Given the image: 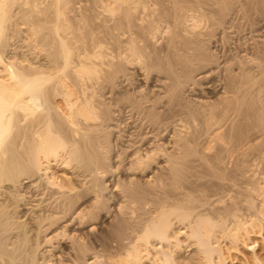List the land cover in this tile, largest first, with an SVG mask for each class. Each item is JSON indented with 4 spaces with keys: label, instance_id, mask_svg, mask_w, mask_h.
Wrapping results in <instances>:
<instances>
[{
    "label": "bare ground",
    "instance_id": "6f19581e",
    "mask_svg": "<svg viewBox=\"0 0 264 264\" xmlns=\"http://www.w3.org/2000/svg\"><path fill=\"white\" fill-rule=\"evenodd\" d=\"M4 1L5 3H7V5L9 4V6H7L8 8L6 7V5H4ZM6 1L7 0H0V264H50V261H53L51 264H144L142 260L148 262L150 261L151 264H177L176 260L178 259V255H180V252L182 251L181 243L180 241H177L178 243L174 244V247H172L173 244L171 245V241L169 240V232H171V229H173L171 226H173L174 224L168 221L172 218L169 219L170 216L167 217L166 215L167 212L170 211V209L171 211L174 209L182 210L184 208L183 204L186 200L184 201L183 197L180 198V200L183 198L180 201V203H183L182 207H174L175 204L174 206L171 204L172 202L174 203V200L170 199L171 197L173 198V196H170V198H168V195H172L174 193L168 194V192L170 193V185L173 184V182L171 184L169 182L170 185L167 184L165 180V184L162 182L164 178L162 176L161 179V173L163 174L164 170L162 171V169H159L160 162L158 163L159 170H155L153 167V164L155 162H152V160L157 158L160 154V157L163 159V165L161 164L160 166H162L163 169L166 168L170 171L168 174L169 176L165 178L166 181L169 179L181 181V179H184L185 177L191 180L195 178L196 175H202L201 172L198 173L195 170L193 171V169L195 168L194 166H200L203 164L206 159L205 155L199 150L196 151L198 147H196V150H194V148L190 146V143H194L203 135L208 134L210 128L218 125L220 121L223 120L224 117H226L227 109H225L226 112L225 110H223L225 104L224 100H222L225 99L223 98L225 96H221L228 93V91H233V89L235 88V79L232 76L231 72L223 71V67L219 63H217L216 59L211 58V56H208V53H205V51L207 50L203 48V44L202 41H200L199 34L186 36V33L184 35L181 33V31H179L180 29L178 28V21H180L179 16L181 17V14L176 17L178 13L176 15L174 14L175 16L174 18H172V20L170 19V15L173 16V14L171 13H169L170 15L165 14V16L161 17L159 16L160 13L156 15L161 19H166V23H168V20L170 19L171 21L169 23L171 25L170 27L172 28V30L169 31V33L172 31L170 36H167L168 39L165 46L160 50L150 48L148 42L149 40L145 38L143 40L145 44H142L144 46H142L141 48L139 47L140 45H136V41H133L134 43L132 46L135 45L136 47H129L132 55L130 56V54L128 53L127 55H129L130 59L126 60L125 58H128V56L124 58V56L119 55L120 53L118 52V55L114 56L112 60H109V53L107 52L108 57L105 58H108V62H106L103 58L104 61L103 59L102 61L106 63L101 62L102 64L99 65L97 62H92V56H97L96 59H98V56L101 55V52H98V55L94 54V52L93 54L91 53V55L89 52H87L88 55L83 53V55L77 54L78 58L74 59L72 58L76 56L73 55L74 52H70L71 48L69 51L66 43L59 38L58 40L60 41L62 49L65 51L64 53H62V56L59 57V55H49L50 60L45 64L36 62V57L35 59H31V57H27V54V56H20V54L18 53L20 52L19 50L22 49L21 51L24 52L25 50L21 45L20 46L22 48H20V46L17 47L16 43L14 44L13 42H11V39L15 38H13L12 35H14L13 31L16 29L12 28V26L14 27L15 25H17V20L15 19L16 15L13 16V14V19H15L16 21H11L10 15V18L9 16L7 17V15L9 14H7V9L8 12L10 11V9L12 10L13 8H10V6L14 7L13 2L16 3V1ZM9 1H11L13 5H10L11 2ZM58 1L60 4L62 0H57L56 3H58ZM50 2L53 5L55 1L52 2L50 0ZM62 2L65 3V0ZM130 5L128 6V8L132 7ZM136 7L137 6H135L132 10H136ZM104 10L106 11V9ZM39 11L42 12L41 9ZM59 12L57 13H59L58 15L61 16L62 11L60 10ZM106 12L108 13V11ZM41 14L42 13H40V15ZM127 14L129 15L130 12ZM128 18L129 16L127 17V19ZM175 18H177L178 21H176ZM136 21H138V19ZM13 22L16 23L14 24ZM117 22L119 26L121 25V30V27L123 26L122 24L125 21L119 19V21ZM55 25L56 24H54V26ZM132 27L135 31H137L136 33L139 34V30L141 27L139 28L136 23H132ZM52 29L54 30V27H52ZM109 29L111 28L109 27ZM129 30L131 29L129 28ZM55 31L56 29L54 30V32ZM105 33H107V31H105ZM16 35L17 33H15V36ZM45 39L46 37L44 38V40ZM58 40L55 41L54 38L55 42L53 43H59ZM94 43L97 44V42ZM67 44L70 45L69 42ZM101 44L102 42H100V45ZM117 45L119 46L121 44L118 43ZM84 46L87 47L86 45ZM118 46L116 49H119L121 47ZM102 47L103 46H101V49H103ZM114 47L112 46L113 49ZM125 47H127V45ZM90 49L88 50L92 51ZM85 50L88 51L86 48H84V53H86ZM27 51L29 50H26V52ZM118 51H120V49ZM130 51L128 52L130 53ZM89 55L92 58H90ZM37 58H39V56H37ZM123 58L126 61L131 62V64L133 63L134 66H131L130 63V65L128 66V63H125ZM213 59L215 61H213ZM135 62L137 66L136 64H134ZM58 68L62 69L61 71L64 73L65 71L67 72L65 73L67 77L65 76V74L63 75L65 76V78H67H64L65 82L66 80H68L67 82L71 83V89H73V86L78 88L79 99H77L79 102L76 99L77 102L75 101V103L73 102L74 104H71L70 98L73 97V91L71 92L66 88L67 82L63 83L62 81H59V77L56 78L53 76L56 75L55 71H60ZM135 68H137V70ZM52 71L55 74H53ZM132 72H137L140 77L135 73L134 76H138V80L140 81L143 80L146 75H150L149 77H151L153 80V85L151 88H149L150 96H143L142 94L139 95L140 90H135V88L131 91V94H128V92L126 91V93L123 92L125 89L127 90V88L129 90L132 86L131 85L130 87H127L129 86V82H132L129 81L130 78H128ZM57 79L59 80L56 81ZM146 80L149 81V78ZM199 81L206 82H202L203 84H200ZM201 85H203V87L208 90L206 93L200 92L201 89L199 90V86L201 87ZM61 87L63 88L62 90ZM215 87H220L225 92L221 90L222 95L216 96L217 98L214 99L212 103L208 95L213 94L212 89ZM61 91L64 92L62 93ZM54 92L57 93L54 95L56 99L55 97L51 98ZM144 93L146 92L144 91ZM237 94L238 93L236 92V96ZM77 95L76 97H78ZM97 95H99L101 99L103 98V101L98 99ZM124 96L125 98H127L126 102H123L122 98ZM51 99L55 101L53 102ZM59 99L60 101L64 102L67 107L69 106V110L71 112H69L70 116L67 115L68 117H63V115H59ZM113 99H117V102L118 100L122 99V103L120 104L121 101H119L118 104H112L111 106H108V101H113ZM227 99L228 97H226L225 100ZM228 101H226V103H229ZM111 103L112 102H110V104ZM222 104L224 105L222 106ZM222 110L225 113H221ZM222 114H224V117ZM186 117H190V119L194 118L197 124L200 125V127L192 129L184 127L186 131H184L185 129L181 131V133H184L181 134L184 137L177 136L178 139H175V141L172 139L173 141L167 143V148L164 146V143H162V145L157 143L159 141H157V137L160 135L161 131H172V134H175L176 130L178 129L175 127H179V124L181 125L180 122H183ZM136 120H140L141 122L143 120L146 121V123L137 125ZM125 122L130 123V127L126 130H123L125 133L123 136H120L118 134V129L121 124L123 125V123L128 126V123L126 124ZM222 122L225 121L223 120ZM134 125L139 126L143 132L139 133L138 135V133L134 130ZM187 129L190 130L188 131ZM156 133H159V135L157 134V136ZM176 133H179V131ZM163 134L167 135V133ZM120 157L121 160L119 161L118 158ZM215 158L217 159V156ZM113 162L117 163L113 164ZM206 163L208 164L209 162ZM206 163L204 164L206 165ZM212 166H214L213 163ZM53 168H59V170L61 171L65 170L67 171V173L69 172L73 176V178L70 176L71 179H66L64 177V179H59L58 177L54 176L55 174L50 172V170ZM198 168L196 167L195 169L200 170ZM116 170H119L118 172H116L118 174L119 172H122L121 174L123 175L125 174L126 177L121 180L127 181L124 183H127V185H129L123 187V190L126 187V191L124 190L125 192L123 194L121 193V191L119 195L116 194L111 197V192L116 191L117 184L122 183H118V181L115 182V179L112 178V175ZM156 171H162L161 173L157 172L160 173L159 177V174L157 175ZM190 171H192V173L196 172V174L194 175L193 173L192 176H190ZM135 174H139L140 177H136ZM155 174L157 176H155ZM157 177L158 179H156ZM102 178H106V180L102 181ZM155 180L156 182L157 180H160V182H162L163 184L160 183V185H157L155 184ZM187 181L188 179L185 181L186 183L183 182V184L185 183L186 185L184 186L182 184V187H184V189H182L183 191L185 190L187 194H189V192L191 193V191H187L189 189L188 184H191L195 181L193 185L195 187V183L197 181L196 179H193L191 182L188 181V183ZM153 182L155 188L151 186ZM177 184L179 188V182H177ZM162 185L164 186V188L162 187ZM187 185L188 189L186 190ZM198 185L199 184L197 182V187H200ZM157 186L161 187L158 188ZM166 186H169L170 188H166ZM173 186L170 190H173V188H175V185ZM160 188H162V190L166 188L164 190V193L166 190L168 191H166V194H168L167 197L164 196L165 198H168V200L170 199V201H165V203L168 205V209H166L168 211L165 210V207L167 205L163 203L165 200L163 195L165 194L162 193L163 191ZM176 190L177 187L175 188V192H177ZM179 190L181 189L179 188ZM158 192H161V195L163 194L162 197L159 195L158 198V194H160ZM154 194H157V197ZM146 195L148 196L146 197L147 199L151 195H154L153 198L156 197V199H153L154 203L152 202L150 197V201L152 202H149L150 205L159 204L161 201H163L162 203L164 205H161V207L159 208L161 218H157L159 217V214H156V217L152 215L154 217L152 218L150 213L151 211H148L150 214H147L146 210L145 213L141 212L145 209V206L144 209H141L143 208V204L142 206L140 204L144 200H147L145 198ZM189 196L191 197L192 195L189 194L188 197ZM184 197L186 199V196ZM158 199L160 200V202H158ZM108 200L110 201L108 202ZM192 200L193 199L190 200L191 205H193L194 203L197 204L195 202L197 199L193 201V204ZM129 202L135 203V206L137 205L136 203H138V206H140L141 208L137 210H139L141 213H144V215H150L148 216V218L151 217V220H154L156 218L155 221L158 222L156 223L152 220L151 223L150 220L146 219L142 214V219H139L141 220V222L139 220L134 221V219L131 221L130 217L132 212L128 213L126 211L128 213L127 214L126 212H124V208H122L125 203L127 204ZM177 202L178 201L176 200L175 203L177 204ZM107 203H111L113 207L111 204V206H109ZM185 203L187 204V202ZM169 204L171 205L169 206ZM186 204L185 207L187 206ZM171 206L174 207V209ZM198 206L199 205H196L195 207L197 208ZM136 207L133 208L136 209ZM155 207L158 209L157 205H155ZM162 207H164L163 209L166 212H164L163 209V212L161 211ZM112 208L115 213L114 215L112 214V216H109L112 217V220L108 222L109 224H107L106 226H99L101 223L98 224L99 222H97L96 219H105V217L107 218L105 212L112 210ZM147 208L149 209V207ZM196 208L195 210L193 209L195 213L197 212ZM157 209H153L154 213H157ZM186 210L188 209H184L185 212ZM171 211L169 212L170 215H175L173 214L174 211ZM179 212L181 211H176L175 217L178 216ZM183 212L182 214L184 217L181 213L180 216L185 218V212ZM192 212H189V214ZM136 213H138V215H136L137 217H139L140 213L137 211ZM192 214L194 215V213ZM164 215L168 220L163 218ZM198 215L199 217L201 216L199 213ZM260 217L262 219V225L264 223V215ZM142 220L147 221L145 223ZM148 220L150 223L148 222ZM208 220L210 219L208 218ZM203 221L204 220H202L201 222H196L195 226L193 225L192 227L188 225V228L191 230V237L189 236L190 239H192L193 237V239L198 240L196 245L198 247V252L201 255V259L203 260V262L199 264H215L213 259V254L215 255V253L220 254L219 256L220 258L222 257V262L224 264H234V254H232V251L237 250L235 246H228L221 249L213 248V246L211 247V223H208L210 225L208 229L207 222H212V220H205L206 222ZM256 223L254 225H257ZM262 226H260L261 228L258 226L259 229L262 230ZM255 227L256 226H253L252 228ZM252 230L254 231L255 229ZM244 233L245 235H247L248 240H251L252 237L249 236L251 231H249L248 229H244ZM180 235L181 233L177 235V237H179ZM232 236H235V234H232ZM156 241L158 243H164L168 246L166 248L165 246L159 248L157 247V249L155 247L152 248V243ZM139 242H142V244H139ZM244 242H246L245 239ZM65 243H67V247H62V244ZM234 243L235 242L233 241V245ZM43 245H46V247L44 248ZM148 245H151L152 247L150 248ZM57 247L60 250V253H53L52 255V251H55ZM150 249H153L152 251H154V255L156 256L155 259H153L154 256H152V259H149V255L151 254ZM254 249L255 248H252L253 254L249 258H243V264H264L254 253ZM56 252L59 251L56 250ZM144 253L147 254L145 257H143ZM48 254L52 255V257L49 255V258L51 257V259L53 258V260L47 259Z\"/></svg>",
    "mask_w": 264,
    "mask_h": 264
},
{
    "label": "rangeland",
    "instance_id": "374dc122",
    "mask_svg": "<svg viewBox=\"0 0 264 264\" xmlns=\"http://www.w3.org/2000/svg\"><path fill=\"white\" fill-rule=\"evenodd\" d=\"M14 1H16V3H14L12 0L14 7L10 6V8H13L15 10L10 9V11L8 12V9H7V14L9 13L7 15V17L10 15L11 21L16 19L17 23L16 22H13V23L14 24L16 23L18 25V26L15 25L14 27L12 26V28H14V29L16 28V29L15 30L12 29V30H14L13 31L14 35H12V34L11 35L13 36V38L14 37L15 38L11 39V42H13L14 44L16 43L17 47H19L21 45L23 47V49L25 50V52H26V50H29L26 53L24 51H21L22 49L19 50L21 52V53L18 52L20 54V56L21 55L22 56L28 55L27 57L28 58L31 57V59L32 58L35 59V57H36V59H35L36 62H41L44 64L46 62H49L50 56L59 55V57H60V56H62V53L65 52L62 49L60 41L58 40L59 38L62 39L66 43L69 51L71 48L70 52H72V53L74 52L73 55H76V56L72 57L74 59L78 58L77 54L83 55V54H87V52H89L91 55V53L93 54V52H94V54L98 55V52H101V55H100L101 59H100V56H98L99 57L98 59H96L97 56L96 57L94 55L92 56L93 57L92 62L93 63L97 62L99 65H101L102 63L108 62L107 61L108 58H105V57L109 56V60L110 59L112 60V58L114 56L118 55L117 54L118 52L120 53L119 55L124 56V58L128 56V58H125L126 60L130 59V57H129V55H127V53L130 54V56H131L132 53H131L129 47H136L135 45L132 46L134 43L133 41H136L137 42L136 45L137 46L140 45L139 47L141 48L142 46H144L142 44H145L143 41L145 38L147 40H149L148 42H149L150 48L160 50L165 46L167 39L172 32L171 31L169 33V31L172 30L169 22L172 20V18H174V16L177 13L178 14L176 17H178L181 14V17L179 16L180 21H178L177 18H175V20L179 22L178 28L180 30L179 29L178 30L181 31V33L184 35L186 33V36H189V35L193 36L194 34H199V38H200V41H202L203 48L205 50H207V51L204 50L205 53L206 54L208 53V56H211V58L216 59L217 63H219L223 67V69H222L223 71L231 72L232 76L235 79V81H234L235 82V85H234L235 88L233 89V91L234 90L235 91L234 92L228 91V93H226V94L224 93L225 95H222L221 90L223 92H225V91L223 89H221L220 87H218V88L215 87L213 89L211 88L213 91V94L208 95L210 97L211 102L214 99H216L217 98L216 96H218V95H222L221 97L225 96V97H223L225 99H226V97H228L227 100L222 99V100H224V104H225V105L222 104V106L224 105L223 110L227 109V112L225 110L226 117H224V114H222L224 117L223 120L225 122H222L223 120H221L218 125H215L214 127L210 128L208 134L203 135L200 138L201 140L199 139V140L195 141L194 143H190V146L192 148H194V150H196V147H198L196 151L199 150L200 152H202L206 158L202 165H200V166L198 165L199 168L197 165L194 166L195 168L197 167L200 170H196L195 168L193 169V171L195 170L198 173L199 172L202 173V175L201 174H199L200 176L198 175L199 177L196 175L197 177L195 176V178H193L194 175L196 174V172H193L194 175L192 177L194 180L196 179V181L199 184L198 186H200V187H197V182L195 183L196 186L195 187L193 186L195 181L191 184H188L189 189H188V185L186 186V190L188 189L187 190L188 192H189V190L191 191V193L189 192V194L192 195L191 197L190 196L188 197L189 194H187V192H185V190L183 191L184 187H182L183 185L184 186L186 185L185 181L187 179H188V181L190 180L189 178H186V177H185L186 179L182 178L181 181H178V180L176 181L173 179H169L166 181L165 178H167L169 176L168 174L170 171L167 170L166 168L163 169V167L160 166L163 163L162 162L163 159L160 157V154L157 158L152 160V162H155L153 164V167L155 170H159V169H162V171L164 170L163 174L161 173L162 171H156V173L157 172L161 173V179L163 176L164 179L162 180V182L164 184H165V182H167V184H169V182H170V184L173 182V184H171V185L169 184L171 188L169 186L168 187L166 186V188L172 189L173 185H175V188L177 187V190H176L177 192H175V188H173V190L169 189L170 193L166 190L168 192V194L174 193L177 197L174 194H172V195L166 194V191L164 193V190L166 188L164 190H162V188H160L163 191L162 193L165 194V195L162 194L163 197L164 196L167 197V195H168V198H170V196H173L174 199L172 197L170 199L174 200V203L173 202L172 203L169 202V203H171L173 206L175 204L174 207H176V206L182 207L184 205V208L182 210L179 209L181 212H179V214L177 216L178 218L175 217V215H176V211L178 212L179 210H175L174 207H172V206L171 207L175 210V211L172 210V211H174L173 214H175V215H173V216L170 215L169 212L171 211V209L169 212H167V215L165 214L167 217L170 216L169 219L170 218H172V219L168 220L165 215H164L165 217L163 216V218L170 221V223L174 224L173 226H171L173 229L170 228L171 232H169L170 233L169 234V236H170L169 240L171 241V245L173 244L172 247H174V244L178 243L177 241H180V243H181V250L182 251L180 250L181 252H180V255H178L179 257L176 260V263L177 264H199V263L203 262V260L201 259V255L198 252V247L196 245L198 240L193 239V237H192V239H190L191 230L188 228L189 226H191V227L193 225L195 226L196 222H201L202 220H204L203 222H206L205 220H207V221L212 220V222H207V224L211 223V227L209 224L207 225L208 229L210 227V231L212 234V238L210 241L211 247L213 246V248H216V249L220 248L221 249V248H225L228 246L229 247L235 246V248L237 250L232 251V254H234L233 255L234 264H243L242 263L243 258L244 259L249 258L253 254L252 248H255L254 253L261 260V262L264 263V223L262 224L263 225L262 226L261 225L262 219L260 217V216L264 215V121H263L264 120V0H204V1L203 0H186V1L185 0H177V1L176 0H163V1L162 0H126L127 2L125 0H120V1L119 0H117V1L116 0H101V1L100 0H65V3L62 2V1H64V0H62L61 3H63V4L60 3L61 5L59 4V1H58V3H56L57 0H51L52 2L55 1L54 2L55 5L54 4L52 5L50 0H19V1L14 0ZM9 2H11V1H9ZM12 2L10 3V5H13ZM114 3L116 4V6ZM128 3H129V5L131 4L130 6H132V7L128 8V6H129ZM4 5H6V7L9 6V4L7 5V3H5V1H4ZM19 5H21L22 7ZM176 5H178V6H176ZM135 6H137L136 10L134 9V11H133L132 9ZM19 8H20V10H19ZM40 9L42 10V12L39 11ZM98 9L101 11H99ZM104 9H106V11H108V13ZM111 9H113V10H111ZM128 9H131V10H128ZM254 9H256V10H254ZM58 10L62 11L61 16L58 15L60 13ZM21 12H23V13H21ZM57 12H59V13H57ZM124 12L126 15L124 14ZM129 12H130V14L128 15L127 13H129ZM40 13H42V14L40 15ZM50 13H51V15H50ZM169 13L173 14V16H171ZM12 14H13V16L16 15L15 19H13L14 17L12 16ZM157 14H159L160 17L165 16V14L170 15L171 20L170 19L168 20L169 24L165 22L166 19H161L159 16H156ZM182 14L184 17L182 16ZM130 15L132 16L133 19L131 18ZM10 16H9V18H10ZM128 16H129V18L127 19ZM149 16H150V18H149ZM119 19H122L123 21L126 22V23L124 22L122 24L123 25L122 27H124V28L121 27V30H120L121 25L119 26V24L117 22V21H119ZM137 19H138V21H136ZM47 20H48L49 24L47 23ZM128 20L131 23V25L128 22ZM131 20H133V21H131ZM161 20H163V21H161ZM192 20H194V21H192ZM44 22H45V24H44ZM127 22L129 23V25ZM137 22H139L141 24H139ZM132 23L133 24L136 23L139 26V28L141 27L139 30V34H137L136 33L137 31H135L133 29ZM34 24H36V25H34ZM54 24H56V25L54 26ZM46 25H48V26H46ZM167 26H168V29H167ZM52 27H54V30L56 29L55 32L52 29ZM109 27L111 29H109ZM129 28L131 30H129ZM65 29H67V30H65ZM15 31H17V32H15ZM105 31H107V33H105ZM127 31H129L130 33ZM203 32H204V35H203ZM15 33H17L16 36H15ZM31 34H33V35H31ZM43 34H44V36H43ZM53 34H54V36H53ZM56 35H58V36H56ZM123 36H125V37H123ZM202 36H204V37H202ZM207 36H208V38H207ZM45 37H46V39H45L46 42L44 40ZM73 37H75V38H73ZM112 37H113V39H112ZM54 38H55V41L58 40L59 43H53V42H55ZM63 38H65V39H63ZM114 39H116V40H114ZM139 40L142 42H140ZM120 41H121V43H120ZM68 42L70 45L67 44ZM94 42H97V44ZM100 42H102L103 45L102 44L100 45ZM116 42H118L121 45L118 46L117 45L118 43H116ZM13 43H11V44H13ZM24 43H26V44H24ZM27 45H28V47H27ZM81 45H83V46H81ZM84 45H86L87 47H85ZM114 45H115V47H114ZM126 45H127V47H125ZM204 45H206V46H204ZM21 46H20V48H22ZM101 46H103L102 47L103 49H101ZM112 46L114 47V49H116L117 46L118 47L121 46L119 48L120 51H118L119 49H116L117 51L114 50L112 48ZM84 48H86L87 50L92 48V49H90L92 51H89V50L86 51L85 50L86 53H84V51H83ZM80 50H82L83 52ZM113 50H114V52H113ZM79 51H80V53H79ZM128 51H130V53ZM28 52H32V53H28ZM37 52H38V54H37ZM105 53H106V56H105ZM209 53H210V55H209ZM107 54H108V56H107ZM111 54H114V55H111ZM36 55L39 56V58H37ZM214 56H217V57H214ZM92 57L90 56V58H92ZM103 58L105 59L106 62H103L104 61ZM102 59H103V61H102ZM125 59H124L125 63H128V66H129L131 64V62H128ZM214 59H213V61H215ZM141 60H142V58H141ZM226 61H227V63H226ZM134 64H136V62ZM132 65H133V63L131 64V66ZM136 66H137V64H136ZM135 69L137 70V68H135ZM59 70L61 71L62 69H59ZM60 71L59 72L55 71L56 75H53V76L56 78L59 77L60 80L57 79L56 81L59 80V81H62L63 83H66L68 80H66V82H65V79H67V78H65V76L67 77V75L65 73H67V72L65 70H63V71H65V73L62 71L60 72ZM131 71H134V70H131ZM52 73L55 74L53 71H52ZM132 73L128 77V78H130L129 81H132V82H129V86H127V87H130L132 85L131 86L132 88L130 87V89H129L130 92H129L128 88H127V90L125 89L123 92L126 91V92H128V94H131V91L134 90V88H135V90H140L139 95L142 94L143 96H150V92H149L150 89L149 88H151L153 85V83H152L153 80L151 77H149L150 75L149 76L146 75L144 78L145 80L143 79L140 81V80H138V78L140 76L137 74V72H134V73L136 75H138L139 77L136 75L134 76V73L133 74ZM143 73H145V72H143ZM63 74H65V76ZM131 75H132V77H131ZM147 77L149 78V81L146 80V79H148ZM56 78H54V79H56ZM135 80H137V81H135ZM199 82L201 84L202 82L205 83L206 81L205 82L199 81ZM133 83H134V85H133ZM66 85H67L66 88L69 89V91H71V92L73 91V94L72 93L71 94L73 95L74 98L73 97H72L73 99L70 98V100L72 101V102L70 101V103L74 104L76 99L77 98L79 99L78 88L73 86V89H71L72 86H71V83H69V82H67ZM64 86H65V84H64ZM69 86H70V88H69ZM136 86H138V87H136ZM75 88H76V90H75ZM202 88H204L203 85H201V87L199 86V90L201 89L200 92L206 93L208 91L207 89H205V88L202 89ZM62 89L63 88L61 87V90ZM216 90H218V91H216ZM144 91L146 93H144ZM214 92H216V93H214ZM229 92H232V93H229ZM236 92L238 93L237 96H236ZM55 94H57V93L54 92L53 96L51 98H54ZM76 95L78 97H76ZM97 97H98V99L103 101V98L101 99V97H99V95H97ZM229 98H231V99H229ZM55 99H56V97H55ZM78 99H77V101H78ZM122 99H123V102H126V100H127V98H125V96ZM122 99L118 100V102L121 101L120 104L122 103ZM51 100L53 102L55 101L53 99H51ZM113 101L117 102V99H113ZM113 101L112 100L108 101L109 102L108 106H111L112 104L113 105L118 104V102L115 103ZM226 101H228L229 103H226ZM110 102H112V103L110 104ZM227 105L229 106V109H228ZM59 109H60L59 115H61V116L63 115V117L70 116L69 114L71 112L69 110V106L67 107V105L64 102L60 101V99H59ZM223 110L221 113H225V112H223ZM256 113H257V115H256ZM238 117H240V118H238ZM187 118L188 117H186L183 122H180L181 125L179 124V127H175V128H178L176 130V132L179 131V133H180L179 134V133L175 132L176 136H175V134H172V131H170V132L169 131L168 132L161 131L160 135H159V133H156V135L157 134L159 135V136L157 135L158 136L157 141L159 140L157 143L160 145H162V143H164V146L167 148L168 147L167 143L170 141H173V140L175 141V139H178L177 136H179V137L182 136L181 134H184V133H181V131H183L185 128H191L192 129V128H196V127L199 128L200 127V125L197 124V122L195 121L194 118H191V119H190V117L188 119ZM232 119H233V121H232ZM136 121L135 122L137 125L138 124L140 125L142 123H146V121H143V120H142V122L140 120H136ZM138 122H140V123H138ZM125 123L127 124L128 122H125ZM129 124L130 123L127 124L128 126H126L124 123H123V125L121 124L122 126L120 125V127L118 129L119 130L118 134L120 136L124 135L125 132L123 130L128 129L130 127ZM137 125L136 126L134 125V127H135L134 130L139 135V133H141L143 131ZM144 125H146V124H144ZM186 126H189V127H186ZM123 128H125V129H123ZM207 128H206V130H207ZM187 130L189 131L190 129H187ZM184 131H186V129ZM163 133H165V134L167 133V135H164ZM172 136H174V137H172ZM170 137H172V138H170ZM182 137H184V136H182ZM112 151H113V149H112ZM216 156H217V159L215 158ZM118 160L120 161L121 157L118 158ZM119 161H117V162H119ZM117 162H113V164L114 163L116 164ZM206 162H209V163L207 164ZM204 163H206V165ZM212 163L214 166H212ZM158 165L160 168L158 167ZM210 165L212 166V168ZM56 169L53 168L50 170L51 173L55 174L54 175L55 177H58L59 179H64V178H66V179L70 178L71 179V177L73 178V176L69 172L67 173V171H65V170L61 171V170H59V168H56ZM201 169L203 170V172ZM212 169H214V170H212ZM118 171L119 170L114 171L112 178L115 179V182L118 181V183L119 182L120 183L122 182V183L117 184V188L115 191L116 193L112 191L111 197L116 195V194L119 195L121 191H122L121 193L123 194L126 191V189H125L126 187L124 188L125 191L123 190V187L129 185V184L127 185V183H124L127 181H125V180L122 181L123 178L126 177L125 174L124 175L121 174L122 172L121 173L119 172V174L116 173ZM190 172H191L190 176H192L193 173H192V171H190ZM160 173H157V175L159 174L158 177L160 176ZM215 174H217V175H215ZM157 175L155 174V176H157ZM135 176L140 177L139 174H137V175L135 174ZM213 176H214V179H213ZM158 177L156 179H158ZM198 178H199V180H198ZM193 179H191L189 182H191ZM103 180H106V178L105 179L102 178V181ZM160 180H157V182L155 180V184H157V185L158 184L160 185V183L163 184L162 182H160ZM164 180H165V182H164ZM188 181H187V183H188ZM177 182H179V188L181 190H179ZM183 182H185V183L183 184ZM191 185H192V187H191ZM151 186L153 188H155L154 182L152 183ZM214 186H215V188H214ZM157 187L159 188L161 186H157ZM157 187H156V189H157ZM162 187L164 188L163 185H162ZM196 188H198V189H196ZM212 190H213V192H212ZM158 193H160V194H158V198H159V195L162 197L161 192H158ZM185 193H186V195H185ZM221 193H223V194H221ZM108 194H109V192H108ZM229 194H231V195H229ZM154 195L157 197V194H154ZM154 195L149 196L148 199L146 198L148 196L147 195L145 196V198L147 200H144L140 204L141 206L143 204V206H142L143 208L138 206V203H136L137 204L136 206L138 207L137 208L134 205L135 203H133V202H129L127 204L125 203L124 205H126L127 207L124 205L122 206V208H124L123 209L124 212H126V211L128 213L132 212L131 217H130L131 221L133 219H134V221H138L139 219H142V217H143L142 215H144L145 210L147 211V214L151 213V216L152 215L155 216L156 214L157 215L159 214V217H157V218H161L160 213H159L160 212L159 208L161 207V205L166 204L165 203L166 200L170 201V199L168 200V198L164 197L165 198V200L163 199L164 202L163 201L160 202V200L158 199L159 200L158 202H160L159 203L160 205L159 204L150 205L149 204V202H151L150 197H151L152 202H153L154 198L156 199V197L153 198ZM184 196H186V199ZM181 197L184 198V199L182 198L184 201L186 200L185 202H187V204L184 201H183L184 204L182 202L180 203V201L182 200V199L180 200ZM175 198H177V199H175ZM190 198L193 199L192 204H193V201L197 199L195 201L197 204L194 203L193 205H191V201H190L191 199ZM110 200H108V202ZM176 200L178 201L177 204L175 203ZM224 200H226V201H224ZM107 204L109 206L112 205L111 203H110L111 205L109 203H107ZM171 204H169V206ZM185 204L187 205L186 207H185ZM128 205H129V207H128ZM155 205H157V207L159 205L158 209L155 207ZM194 205L195 206L199 205L201 207L198 206L199 208L197 207L198 208V210H197V208ZM130 206H132V207H130ZM144 206H145V209H144ZM153 206H154V208H153ZM193 206L196 208L197 212L199 211L198 213L201 215L200 217H199L197 212L195 213L193 211V209L195 210V208ZM112 207H113V205H112ZM133 207H136V209ZM147 207H149V209ZM167 207H168V205L165 207V210L168 209ZM140 208L144 209L141 211L144 213H141L139 210H137ZM163 208L164 207L161 208V211ZM132 209H135V210H132ZM153 209H157L158 210V211L156 210L157 213H154ZM184 209H188V210H186V212H185ZM191 209L193 212L191 211ZM130 210H132V211H130ZM254 210H257V211H254ZM134 211H135V214H134ZM136 211L140 213L139 217H137L138 213H136ZM148 211L149 212L151 211V212L149 213ZM152 211H153V213H152ZM163 211H164V209H163ZM166 211H168V210H166ZM166 211H164V212H166ZM183 211L185 212V214H184L185 218H183L184 217L182 214ZM189 212L194 213V215L192 213L189 214ZM180 213L182 214L183 217L180 216L181 215ZM112 214L113 215L115 214L113 211V208H112V210L105 212V215L109 219H107L105 216H103V217H105V219L104 218L103 219H99V218L96 219V221L99 222L98 224H100V223L102 224V225L100 224L99 226L103 227V226H106L107 224H109L108 222H110L112 220V217H109V216H112ZM146 215H144L145 218L149 219L151 222L153 219L151 220V217L148 218V216H150V215H147V216ZM153 216H152V218H154ZM196 216H197V219H196ZM134 217H136V218H134ZM181 217L183 218V220ZM187 217L188 218L191 217V218H189L190 220ZM207 217L210 220H208ZM155 219L153 221H155ZM98 220H100V221H98ZM102 220L105 222H103ZM149 220H148V222H149ZM139 221L141 222V220H139ZM142 221H144V220H142ZM146 221H144V222L146 223ZM213 221L215 222V224ZM155 222L157 223L158 221H155ZM190 223H191V225H190ZM255 223L257 225H254ZM153 224H154V222H153ZM253 226H256V227L252 228ZM258 226L259 227L262 226V230L259 229ZM102 227H100V228H102ZM244 229H248L249 231H251V233L249 235L250 237H252L251 240H248L247 235H245V233H244ZM252 229H255V230L253 231ZM259 230H260V232H259ZM182 232H183V234H182ZM180 233H181V235L179 237H177V235H179ZM232 234H235V236H232ZM176 239H178V240H176ZM244 239L246 240V242H244ZM170 241H169V245H170ZM233 241L235 242L234 245H233ZM254 241H255V243H254ZM156 242L152 243L153 245L151 244L153 247L151 245L150 246L148 245V246L150 248L155 247L156 249H157V247L159 248V247L165 246V248H166L168 246V245H165L164 243H163L164 244L163 245L162 243H158V242L156 243ZM139 244H142V242H139ZM161 244H162V246H161ZM190 244H193V245H190ZM45 247H46V245L44 246V248ZM62 247H67V243L62 244ZM249 247H250V249H249ZM47 249H49V248H47ZM52 250H54V249H52ZM56 250L59 252H56ZM152 250L150 251L151 254L149 255V259L150 258L152 259L153 258L152 256H154L153 259L156 258V256L154 255L155 253ZM164 250H166V249H164ZM53 253L54 254L60 253V250L58 249V247H57V249H55V251H52L51 254L53 255ZM217 254L218 253H215V255L213 254L214 263L215 264H218V263L224 264L222 262L223 261L222 257L220 258V256H219L220 254H218V255ZM49 255L50 254L47 255V259L53 260V258L51 259L52 255H50L51 256L50 258H49ZM146 255L147 254L144 253L143 257H145ZM194 256H195V258H194ZM52 262L53 261H50V264ZM142 262L144 264H151L150 261L148 262V261L142 260Z\"/></svg>",
    "mask_w": 264,
    "mask_h": 264
}]
</instances>
